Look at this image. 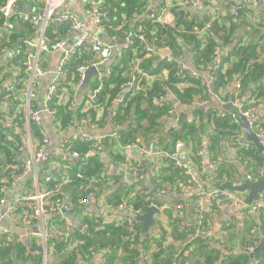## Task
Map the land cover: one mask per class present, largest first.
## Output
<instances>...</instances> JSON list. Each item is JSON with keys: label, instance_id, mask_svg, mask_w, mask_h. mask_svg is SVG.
<instances>
[{"label": "trees", "instance_id": "trees-1", "mask_svg": "<svg viewBox=\"0 0 264 264\" xmlns=\"http://www.w3.org/2000/svg\"><path fill=\"white\" fill-rule=\"evenodd\" d=\"M7 1L0 0V7L5 6ZM99 1L96 0V2ZM241 2L239 5L241 17L245 19L249 13L258 17L256 20L258 27L255 28L257 38L247 42V39L241 36L240 41L235 43L238 31L245 22L243 20L239 22L240 18L233 13L225 17L217 14V18L214 20L205 14L201 21H196L181 14L184 7L175 6L170 10L171 14L175 16L174 25L165 26L157 22L161 8L148 18L146 8L140 0H102L99 4V11L104 14L105 19H102L101 24L108 37L119 38L123 34L126 36L139 34L143 39H135L134 46L125 50L121 58H117L114 66L107 72L108 74L103 76L100 83L96 79L91 84V92L99 88L98 94L91 102L87 96H84L79 106L73 104L72 97L73 87L80 79L77 68L79 66L90 68L97 64V60L92 54H90L92 58L84 59V52L71 59L66 69L68 77L57 87V92L49 104V107L56 111L54 123L57 125L56 128L64 130L82 118L91 120V125L87 127L89 130L95 129V124L97 127H101L103 118L97 122L99 120L98 111L104 110L105 115L111 101L117 99L122 92L121 86L131 80V88L124 93L122 101L118 103L114 112L113 122L119 126H122L130 115H133L134 118V125L119 131L120 143L135 144L138 147L150 146L149 144L136 143V141L138 138L146 139L147 134L159 127V120L173 108L171 103H173L172 100H175L179 105L192 106L193 110L190 115L191 121L184 114L179 117V129L173 132L174 142L178 143L182 140L189 142L193 139L194 134L198 133L199 128L203 129L208 137V152L213 157L212 159L222 157V146L227 141L231 148L236 150L235 158L238 163L244 166L247 176L252 178L251 181L258 180V183L262 181L264 177L261 173L264 170V160L253 144L245 143L242 137L239 138L243 129L239 121L235 122L234 118L237 120L241 111L252 110L254 118L252 132L254 134L260 132L264 135V116L258 117V113H256L260 106L264 110V10L259 12V9L252 8L246 2ZM20 3L26 4V1H21L18 5ZM28 4H35L38 8L43 7L42 0H34V4L30 1ZM4 21L3 15L0 14V25ZM9 21L14 23L15 28L12 31L4 32L0 38V54L4 50H13L19 40L28 41L36 36V29L30 22L18 20L14 15ZM67 31L68 25L57 26L51 23L46 28L45 40L49 43L63 41L68 36ZM145 44L156 51L168 49L170 56L176 61L168 63L159 59L152 66V62L155 61V57L152 56L154 53L146 52ZM227 47H231L230 51H225V54L218 59L216 50L220 48L222 51ZM188 56L196 71V77L184 81L181 78L182 73L177 69V61L183 62ZM25 57L24 53L15 58H8L4 65L8 69L19 65V74L18 80L14 84V92L7 93L11 102V111L8 115L0 111V200L2 199L1 189L10 183L11 173L14 172L16 176H19L23 170V165H20L15 159L16 153L22 147L21 138L25 136L24 119L23 121L19 119L23 107L22 96L26 92L27 78L25 67L22 65ZM137 59L140 61L141 74H136L133 69ZM217 59L220 62V67L216 71L211 68L209 76L204 78L201 73L208 70ZM2 70L3 68L0 67V72ZM163 71H167L168 74L165 81L159 78ZM233 80H236L235 83L238 82L241 88L239 92L233 88L228 95L227 91ZM210 90L225 103L219 112L207 110L199 105L200 102L209 100ZM36 91H34L35 96ZM166 94L173 95L174 99L165 97ZM236 97L239 98L240 107L233 105ZM38 109V103L34 98L31 103V111ZM220 113L225 115L221 117ZM5 122H10V128L5 127ZM145 122L148 124V128L143 126ZM14 126L18 127L17 132L19 133L14 132ZM30 134L32 138L38 140L40 145L41 138L38 129L33 125L30 126ZM64 147L66 150L78 152L83 157L89 151L95 150L96 144L94 139L85 142L82 138H78L67 141ZM223 161L229 166L225 158ZM80 164L76 166L75 173L80 172L83 177L76 179L74 176L68 184L80 186L81 184L87 185L88 182L90 185L95 183L100 177L99 172L102 168L99 156L86 159L85 163ZM42 171L47 175L51 173L47 167H43ZM169 171L178 181L192 184L186 172L176 168L173 163H170ZM223 171L224 167L219 166V177H222ZM157 178L154 181H157ZM58 183L59 181L48 184L46 188L48 190L55 189ZM155 185L157 186L156 182ZM64 187L61 188L60 195H57L62 199ZM87 187H85L87 191L74 189L70 193L67 205L68 207L73 206L75 212L81 210L78 201L85 199L87 194L93 193V188L88 190ZM125 196L129 207L142 213L152 204V200H146L147 198L139 192L128 191ZM119 198V195L114 197L115 200ZM48 201L51 202L52 198H49ZM29 209L22 205L16 213L20 215L25 211L29 212ZM192 210L194 209L192 208ZM215 210L217 209H213L212 213ZM49 216L51 217L47 220L49 229L55 224L61 228L63 225L66 227L65 219L61 218V214L52 213ZM210 216L207 214L204 217L203 224L206 230ZM190 222L197 224L198 219L193 218ZM257 222L251 229L253 239L246 244L243 243V248L255 245L264 238V219H258ZM82 225L84 227L83 234L71 226L68 230L69 237H66V233L58 244L54 243L51 231L48 229L47 252L49 253L48 248L52 243L55 246V253L61 256L59 264L87 262L92 251H104L102 264H248L249 258H251L248 252V255L245 253L237 256L226 255L225 259L220 260V253L210 247L206 238H198L187 243L186 251L179 255L176 253L177 249L174 245H166L167 238L170 236L174 241L185 238L188 242L193 229L187 226L186 233L178 234L174 228L168 232L161 224H157L159 230L157 235H152L153 232L151 233L150 230L143 235L142 224L136 221L134 222L135 233L131 235L126 223L115 226L113 223L108 224L101 219L95 222L85 219L82 221ZM72 230L78 236V240L73 242L75 243L73 248L70 238ZM65 239H68L67 242ZM31 242L34 255L26 253L27 249L24 244H15V241L9 238H0V258H5L8 250L11 251L13 248L16 250V258L20 264H44L43 249L39 240L35 238ZM255 248L253 247L254 250ZM203 250H207V252ZM251 263L264 264V248L258 255L251 258Z\"/></svg>", "mask_w": 264, "mask_h": 264}, {"label": "crops", "instance_id": "crops-1", "mask_svg": "<svg viewBox=\"0 0 264 264\" xmlns=\"http://www.w3.org/2000/svg\"><path fill=\"white\" fill-rule=\"evenodd\" d=\"M25 1L26 4L20 3L14 13H18L20 9L21 12L25 13L38 14L41 12L43 7L38 8L37 6H35L34 0ZM30 1L34 5H29L28 3ZM140 1L146 8V16L148 18L152 17L159 11L160 8L162 9L164 7L163 0ZM214 1L217 3V5L222 7L224 13H222L218 9V7L214 5ZM88 2L89 0H64V4L61 7L60 11H74L79 19L88 28H90L91 25H93V21L86 15L85 12ZM240 3L238 2V0H202L196 6L184 7L181 10V14L187 16L189 19L196 21H201L203 16L207 14L208 10L211 8L215 9L217 14L224 17L232 13L233 15L236 14L238 15V18H240L239 22L243 20L245 23L238 31V36L235 43L240 41L241 36L247 39V42H249L254 38H257L255 28L256 26L258 27L256 22V20H258V17L250 15V13L249 15H247V17H245L246 20L241 17V9H239ZM172 8L173 7H171V9ZM258 9L259 12H262L264 10V5L260 3ZM102 19L104 20L105 18L102 17L100 19L99 26L93 27L92 34L107 43L113 42V50L110 52V56L107 60L100 63L99 65H96L99 73L98 76L91 79L89 92L82 87L83 79L82 81H80L79 79V81L74 85V93H72L74 103H72L75 106H79L82 103L84 96L88 97L93 93V91L91 92V84L94 83L96 79L98 83H100L103 76L108 74L107 72L111 69V67L114 66L118 58L116 55L115 47L127 37L124 34L119 38L108 37V35L104 31V27L101 24ZM174 20L175 16H173L170 11L168 12V14L163 16L165 26H173ZM81 36H83V32H77L73 36H67L64 40L67 48L71 47V45H73ZM117 41H119L118 44ZM144 48H150L151 52L154 53L152 56L155 57V61L152 62V66H154L156 61H159V59L161 60L163 57L168 56L164 53V51L168 49L156 51L155 49L153 50L151 46L146 44ZM230 49L231 47H227L219 54L223 55L225 54V51H230ZM83 52L85 55L84 59L92 58V55L90 57L91 53L89 52L88 48H86L85 50L83 49L81 53ZM61 57V50L40 55V64L42 65V68L48 72V75L46 77L40 78L38 81V87L36 89L37 94L35 98L39 108H41L44 104L47 88L50 85L51 79L58 67V63ZM7 60L8 58L6 55L0 54V67L3 68V70L0 72V111L8 115L12 107L11 102L9 101V96L6 92V87L14 85L18 80L19 65H17V67L14 66L12 69L5 68L4 65ZM183 62L185 63V65L187 63H190L191 67H193L189 56L186 57ZM210 70L211 68H208V70L201 73L202 76L204 78H207L209 76ZM167 75V71H163L159 78L165 81L167 79ZM235 81L236 80H233L230 84V87L227 91L228 95L234 88ZM124 93L125 92L122 90V92L118 95V98L111 101V105L107 108L105 115L104 110L98 111L99 120L97 122H100L103 118L101 127H97L95 124V129L91 131L89 129V131L87 129L77 131L71 127H66L64 130H60L56 128L57 125H55L51 121L49 116H41V128L45 134V139L47 141L43 153L51 156L52 161L49 165H44L42 163L41 165H38L37 163L38 174L40 176V190L44 191L45 189L44 177L47 175L46 172L42 171L43 167H47L49 171H51L50 175L53 176L55 180L62 181L65 179V181H69L76 174V166H78L80 163H85L86 159L98 155L99 160H101L102 163V168L99 172L100 177L97 178V181L95 183H91L90 185V183L88 182L87 185L81 184L80 186L76 184H68L63 188L62 193L64 204L68 203L72 190L77 189L79 191L82 189L83 191H87L85 188L86 186H88V190H90V188H93L92 195H95L96 197L95 200H90L87 205H79L81 210H79L78 212H75V208L70 205L68 208L71 213H65L61 216V218L63 217L64 219L71 220L72 227L75 228V230H79L81 234L84 233L82 221H84L85 219L94 222L98 219H101L108 224L119 223L129 219L131 212L130 210H128V207L130 205H128V200L126 199L125 193L130 191L132 193L139 192L147 198L146 200H152V204L150 205V207L155 206L156 208H158L159 214L154 216L155 224L153 227H150L148 229L151 231V233L153 232L152 235H155L154 229L157 227V224H161L163 228L168 232H170L171 229L174 228L176 229L178 234L186 233L187 223H189L193 218H196L195 214H193L194 210H192L191 208V203L192 199L194 198L196 193H198V191L202 189L211 190L218 187L222 188L226 185H232L233 187H236L242 185L245 181L253 183V181L247 180V174L244 166L238 163L235 158L236 150L231 148L230 143H228L227 141L222 146V157L226 159V162L229 164V166L224 163L225 161H223V158L221 156L217 157V159H212L213 157L208 152V137L206 136L203 129L199 128L198 133H195L193 139L189 140V142L182 140L176 143L173 141V132L179 129V117L184 114L186 117H188L189 121H191L190 115L193 110L192 106L179 105L175 100H172L173 103H171L173 104V108L168 111L167 115H164L159 120V127H156L154 130H152V132L147 134L146 139L138 138L136 143L142 145L149 144L152 145V147H154L155 149H165L168 151H173L176 145L182 144L183 148L180 151V161L184 165H187V169L192 175L194 183L190 184L187 182L178 181V179L174 177L169 171V165L171 163L170 161H157L152 157L148 158L140 155L138 152L132 149H128V144L120 143L118 134L120 130L134 125L133 115H130V117L122 124V126L116 125L113 122V118L115 115L114 112L118 106V103L122 101ZM165 97H170L171 99L174 96H168V94H166ZM24 99L25 92L22 96V102L24 101ZM91 101L92 100H90V102ZM221 101L223 100L217 98V96L213 94V91L210 90L209 100L207 102H200L199 105L207 110L219 112L222 106L225 104L224 101ZM256 113H258V117L264 116V110L262 106L258 108ZM19 115L21 117H19L21 121H23L24 119L25 126L26 111L24 107H22ZM14 117L16 118L15 115ZM13 120L14 118L11 121L13 122ZM143 126L145 128L149 127L146 122ZM14 130H16L17 132L18 127L14 126ZM84 131L93 132L94 135L84 134ZM97 133L102 134L99 135ZM83 134L86 137L94 139V142L96 144L95 150L89 151L83 157H81V154H79L78 158H72L60 154L59 149L62 145H64L67 141L72 140L73 136L81 138ZM241 134L242 135H240L239 138L242 137L245 143H249L246 139L244 129ZM31 139L33 142V148L35 150L39 147L38 140L32 137ZM21 143L22 147L16 153L15 161L24 166L30 157L29 150L27 149L26 145V133L25 136H22ZM122 163H128L130 165L137 166L142 178L137 179L136 177L130 176L126 172V169L123 167ZM219 166L224 167V171L221 174L222 177H219L218 175ZM261 174L264 177V170ZM155 178H157V181H154ZM155 182L157 183V186L155 185ZM33 191L34 187L32 185L30 177L21 174L19 175V177L12 179V177L10 176V183L8 184V186L1 189L2 199L0 200V216L6 211L7 206L10 203L22 197L31 195ZM90 194L91 193L87 194L85 198H87ZM116 195L120 196L118 200L114 199ZM241 195L244 199L247 200L248 192H243L241 193ZM177 205L183 206V212L181 214L176 210ZM168 210L170 211L167 212ZM208 215L211 216L209 217V224L207 226V230L209 232L208 236L206 237V240L208 241L206 242H208L210 247H212L215 251L220 253V260L225 259L226 255L237 256L242 253L248 255V247H257L258 243L245 248H243L242 246L243 243L246 244L253 239L251 236V229L254 228V224L258 223V218L255 215L247 214L246 211L242 209V207H224L219 210H215L214 213H212L211 211L208 213ZM49 218L51 217H46L47 233L49 229L47 220ZM35 231L36 226H25L21 217L17 213H14L9 218L0 217V238L12 239L15 241V244H24L27 249L26 253L31 255H34V249L32 248L31 241L36 238ZM49 231H51V238L56 244H58L63 239L64 235L68 232L67 228L64 225L61 228V226L59 227L57 224L51 226ZM142 233L143 235L146 234L143 232V230ZM71 235V247L73 248L75 245V243L73 242L78 240V236L74 233L73 230L71 232ZM186 241L187 239L185 238H183L182 240L178 239L174 241L169 236V238H167L166 245H174L177 249L176 253L180 255L181 253L186 251L185 247L188 243ZM48 249L49 253L47 256L49 258V261L47 264H59V258L61 256L60 254L55 253V246L51 243ZM203 251L207 252V250ZM103 252L104 251H92L90 259L87 262L81 261L79 264H102L104 260ZM251 258H249L248 264H252ZM10 262L11 264H20V262L16 258V250H13V248L11 251L8 250L7 256H5V258H0V264H10Z\"/></svg>", "mask_w": 264, "mask_h": 264}, {"label": "built area", "instance_id": "built-area-1", "mask_svg": "<svg viewBox=\"0 0 264 264\" xmlns=\"http://www.w3.org/2000/svg\"><path fill=\"white\" fill-rule=\"evenodd\" d=\"M24 0H8L6 5L0 7V14L3 15L5 21L2 25H0V38L3 36L4 32L12 31L15 28L14 23H11L9 19L14 15L17 16L18 20L28 21L32 24V26L36 29V37L30 39L28 41H18L17 45H14L13 50L7 51L4 50L1 54L7 56V58H15L21 54H26L25 60L23 62V66L25 67V74H26V92H25V99L23 101V107L26 111V123H25V133H26V145L27 149L29 150V160L23 166L22 174L24 176H28L31 179L32 185L34 187V191L31 195L22 197L18 200L13 201L7 206V209L4 213L1 214V218H9L11 215L16 213L17 209L24 205L29 207V212L25 211L19 216L21 217L22 221L24 222L25 226H36L35 237L39 240L40 246L43 249V263H48V252L46 247V240L48 237V233L46 230V217L52 213L61 214L62 209L64 206V201L62 198L58 197L60 195L61 188L67 185L70 181L62 180L59 181L58 185H56L55 189L48 190L46 185L55 183L57 180L54 179L53 176L47 175L44 178V191L40 190V176L38 174L37 163L40 161L44 165H49L52 161V157L43 153L46 139L45 134L41 128V116L47 115L50 117L51 121L55 123V114L56 111L49 107V104L53 100L56 92L57 87L67 79V72L66 69L68 64L70 63L71 59L81 53L83 49H89V52L96 58L97 64L107 60L110 56V52L113 50L112 46L109 43L95 37L92 34L93 27H97L100 25V19L104 17V14H101L99 11V4L102 2H96V0H89L86 6V15L90 17L93 21V25L88 28L77 16L74 11H60L61 7L64 4V0H42L43 1V8L40 13H25L19 12L14 13L15 10L18 8V3ZM164 7L161 9L160 14L157 18V22L162 23L164 25L163 16L168 14L171 7H186V6H196L202 0H163ZM241 1L246 2L254 9L259 8V4L264 5V0H238L240 3ZM208 16L214 20L217 18V12L215 9L211 8L207 12ZM55 24L57 26L68 25V36H73L77 32H83V36H81L71 47L67 48L65 41H57L55 43H49L45 40V31L49 24ZM135 39L142 40V35L134 34L133 36H127L121 43H119L115 47L116 55L118 58L123 56L125 50L132 48L134 46ZM61 50L62 57L58 63V67L53 74L51 79L50 85L47 88L46 96L44 104L38 110L31 111V103L34 100L35 90L38 87V81L40 78L46 77L48 72L41 67L40 64V55L45 53H50L53 51ZM146 52H151L150 48L145 49ZM221 49L218 48L216 50V54L218 55V59L220 58ZM214 61L213 70H217L220 67V62ZM162 60H165L168 63H173L176 61L172 56L168 55L163 57ZM177 69L179 72L182 73L181 78L184 81H187L189 78L196 77V72L190 69L184 62L177 61ZM134 72L136 74H141L142 70L140 69V61L137 59L133 65ZM88 68L79 66L77 68V72L80 74V81L83 79V75ZM131 80L130 82H126L121 86V89L124 92H127L131 88ZM235 90L237 92L240 91V84L238 82L234 85ZM7 93L14 92V85H10L6 87ZM99 92V88L95 89L91 95L88 96L89 101L93 100L96 94ZM223 102V101H221ZM233 105L240 107L239 98L236 97L234 100ZM186 106V105H185ZM239 116L245 118L249 124L251 130L254 129L253 126V114L252 110L248 109L245 111H241ZM225 114L220 113V116L223 117ZM234 121L237 122L234 118ZM5 127L10 128V122H5ZM33 125L38 129V133L40 135L41 141L39 148L34 150L33 142L31 139L30 134V126ZM91 125V120L89 118H82L74 125L70 127L74 130L81 131L83 129H87L88 126ZM88 130V129H87ZM86 130V131H87ZM89 131V130H88ZM91 131V130H90ZM16 132V130H14ZM114 136V135H113ZM255 136L258 139V143L262 146L264 151V135L260 132H256ZM83 141L87 142L92 138L81 136ZM78 139L77 136H73L72 140ZM128 149H132L138 152L140 155L145 157H152L157 161H170L174 164L176 168L179 170L185 171L186 175L189 176L190 181L194 183L193 177L187 169V165H184L180 161V151L183 148L182 144H178L175 146L173 151H168L165 149H155L152 145L148 147H138L137 145L130 144L127 145ZM61 155L69 156L72 158H78L79 153L76 151H69L66 150L64 145H62L59 149ZM123 167L126 169V172L132 176L136 177L137 179H141L142 176L140 175V171L137 166H133L130 164L122 163ZM76 179H81L83 176L81 173H76L74 175ZM12 179L17 178L14 172L11 173ZM264 179V178H263ZM247 180H252L250 176H247ZM254 183H258V180H253ZM240 192L230 191V190H223L222 188H213L211 190H200L194 198L192 199L191 207L194 209L195 216L198 219L197 224H193L191 222L187 223V227L193 229L192 235L189 237L188 244L193 242L198 238H206L208 236V230L204 229V217L211 212L213 209H221L224 207H242L247 214H253L258 219H264V192H261L257 195V198L253 200L251 203H248L246 199L242 196H239ZM241 195V194H240ZM49 198H52V201L49 202ZM95 195L92 193L85 199L79 200V205H87L90 200H95ZM2 205V202H1ZM130 210V218L126 221L113 223L115 226H120L121 223H126L128 227V232L132 235L135 233V225L137 217L141 216L143 213L139 210H134L133 207H128ZM176 210L178 213L183 212V206L177 205ZM107 223V222H106ZM65 225L67 230L70 229L72 226V221L69 219H65ZM155 235L159 233L157 227L154 229ZM66 237H69V232H67ZM68 239H65L67 242ZM247 251L252 254L254 252L253 247H248Z\"/></svg>", "mask_w": 264, "mask_h": 264}, {"label": "water", "instance_id": "water-1", "mask_svg": "<svg viewBox=\"0 0 264 264\" xmlns=\"http://www.w3.org/2000/svg\"><path fill=\"white\" fill-rule=\"evenodd\" d=\"M214 5H216L218 7V9L223 12L222 7H220L219 5H217V3L214 1L213 2ZM19 12H21V9L19 10ZM150 14V13H149ZM119 43V41H117V44ZM110 46H113V42H109ZM165 55H169L170 52L168 50L164 51ZM190 69H192L194 72H196L193 67H191L190 63L186 64ZM214 65V63L211 64L210 68H212ZM98 69L96 67H90L89 69H87L83 75V81H82V87L85 88L88 92L90 91L89 85L91 82V79L93 77L98 76ZM202 75V74H201ZM237 120L239 121V123L241 124L242 128L245 130V134H246V139L249 143L253 144L256 149L258 154L260 155V157L264 160V151L262 146L258 143V139L255 136V134L252 132V130L249 127V124L247 122V120L245 118H243L242 116H238ZM86 131V130H85ZM83 132L84 134H88V135H94L93 132ZM99 134V133H97ZM102 133H100L99 135H101ZM38 165H41V162L38 161ZM223 190L229 189L231 191H235V192H248V197H247V202L251 203L253 200H255L257 198V195L261 192H264V179L262 181H260L259 183H250L245 181L242 185L240 186H236L233 187L232 185H226L224 187H222ZM62 213H71V211L68 208V205L65 203L62 209ZM159 214V210L158 208H156L155 206H151L148 207L144 214L137 217V221H139L142 224V230L144 233H148V229L150 227H153L155 224L154 221V216ZM57 216V215H56ZM36 232V231H35ZM264 248V238L258 243L257 247L255 248L254 252L251 254V257H254L256 255H258Z\"/></svg>", "mask_w": 264, "mask_h": 264}, {"label": "rangeland", "instance_id": "rangeland-1", "mask_svg": "<svg viewBox=\"0 0 264 264\" xmlns=\"http://www.w3.org/2000/svg\"><path fill=\"white\" fill-rule=\"evenodd\" d=\"M239 196H242V195L239 194Z\"/></svg>", "mask_w": 264, "mask_h": 264}]
</instances>
